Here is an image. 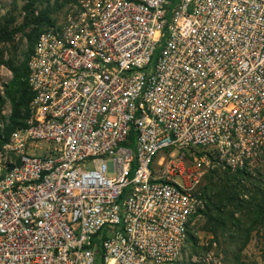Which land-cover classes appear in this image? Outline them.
Instances as JSON below:
<instances>
[{
    "label": "built area",
    "instance_id": "built-area-1",
    "mask_svg": "<svg viewBox=\"0 0 264 264\" xmlns=\"http://www.w3.org/2000/svg\"><path fill=\"white\" fill-rule=\"evenodd\" d=\"M28 66L0 264H227L196 232L201 166L264 149V0H77Z\"/></svg>",
    "mask_w": 264,
    "mask_h": 264
},
{
    "label": "trees",
    "instance_id": "trees-1",
    "mask_svg": "<svg viewBox=\"0 0 264 264\" xmlns=\"http://www.w3.org/2000/svg\"><path fill=\"white\" fill-rule=\"evenodd\" d=\"M76 1L55 0L53 7L48 4L36 14L38 3L45 1L26 0V14L21 24H16L15 15L5 16L0 12V66L5 65L12 72L11 80L5 85L11 113L8 121L0 127V146L9 140L15 129L28 124L30 103L35 95L28 81V62L36 41L45 28L57 23L54 12ZM28 28L30 31H27ZM19 32H24L28 42L24 58L20 61L15 55L6 58L2 44L14 41ZM259 172L260 175L256 176L252 169L247 168L235 171L230 168L216 169L209 171L207 183L200 186L207 200L203 211L206 217L204 229L211 232L218 241L220 235H225L231 244V249L227 251L229 257L225 259L227 264H252L242 259V252L251 241L253 232L264 229V173ZM246 182L252 183V187H248Z\"/></svg>",
    "mask_w": 264,
    "mask_h": 264
},
{
    "label": "rangeland",
    "instance_id": "rangeland-1",
    "mask_svg": "<svg viewBox=\"0 0 264 264\" xmlns=\"http://www.w3.org/2000/svg\"><path fill=\"white\" fill-rule=\"evenodd\" d=\"M44 1L45 2L38 3V5L36 6L37 8L36 14H38L39 11H41L42 9H45L48 4L50 5V7H53L55 5V0H50L49 2H47L46 0ZM25 3L26 0H0L1 15H5V16L15 15L17 17L16 24H21L24 22V17L26 14L24 10ZM71 4L64 5L62 9H59L58 11L54 12V16L58 20H61L64 17V12H66V10ZM27 31H30V28H28ZM2 47L5 50L6 58H9L11 55H15L19 61L22 60L24 58V52L27 50L28 47L27 38L24 32H19L15 36L14 41L5 42L2 44ZM11 78H12V72L10 71V69L5 65H1L0 66V92H1L0 107H1L2 118L0 119V127L1 124L8 121V117L11 113V103L9 99L6 97V93H5V85L11 80ZM108 165L110 169L113 168V163L111 161L108 162ZM201 167L203 172L200 183L201 187L207 183L206 177L209 174V171L216 169L223 170L227 168L217 164L214 160L211 161L210 167H206V166H201ZM259 171L264 173V149L262 151L260 158L252 166V172L254 173V175L259 176L260 175ZM246 184L248 187H252V183L246 182ZM205 223H206V217L204 213H202L200 218H198V220L196 221V225H195L196 232L199 231V235L203 237L214 236L211 232L204 229ZM219 241L218 242L220 244V249L224 255V258L227 259V257H229L227 251L231 249V244L228 243V240L225 238V235H220ZM242 259L252 264H264V229L257 231L255 230L253 232L251 241L244 248L242 252Z\"/></svg>",
    "mask_w": 264,
    "mask_h": 264
}]
</instances>
